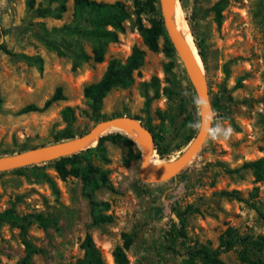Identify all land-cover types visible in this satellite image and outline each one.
Wrapping results in <instances>:
<instances>
[{"label": "rangeland", "instance_id": "1", "mask_svg": "<svg viewBox=\"0 0 264 264\" xmlns=\"http://www.w3.org/2000/svg\"><path fill=\"white\" fill-rule=\"evenodd\" d=\"M95 1L119 2L129 16L121 24L117 42L106 45L103 62L98 64L90 59L96 41L82 34L92 28L91 13L75 14L71 0L61 13L51 0H0V29L8 30L0 43L11 54L0 51V156L66 143L56 142L65 130L59 112L66 106L74 112L73 139L87 132L96 121L82 88L99 79L109 59L123 62L133 46L144 51L142 66L129 87L112 89L104 97L100 120L127 116L149 123L164 152L159 159L152 151L160 161L175 159L191 143L198 128L190 125L199 124L198 104L196 98L191 104L186 91V74L163 29L159 0L153 10L145 0ZM216 1L177 2L202 55L199 60L212 106L210 127L219 121L231 127L230 137L213 140L208 132L184 168L154 182L141 178L139 156L130 160L122 142L96 146L93 141L75 153L82 160L73 166L89 163L106 173L111 190L100 187L91 197L105 204L97 212L110 221L97 225L91 223V208L79 178L61 181L49 162L21 172H0V211L12 208L23 227L0 228V264H72L82 256L79 245L85 234L103 264H113L110 253L122 244L123 235L131 240L125 251L127 264H183L188 248H215L227 227L240 236H260L259 254L264 258V182H254L248 170L232 171L264 155V0H224L219 23L211 11ZM37 9L48 12L38 17ZM136 17L144 26L161 21L157 52L142 45ZM165 46L171 47L170 54L163 51ZM57 87L63 100L40 113H18L28 104L40 107ZM109 133L113 132L105 134ZM174 204L179 211L187 206L190 211L185 216V236L170 244L164 232L176 222L170 213ZM35 215L42 216L45 228ZM24 242L32 250L28 259ZM240 249L236 245L219 258L226 264H240Z\"/></svg>", "mask_w": 264, "mask_h": 264}, {"label": "trees", "instance_id": "2", "mask_svg": "<svg viewBox=\"0 0 264 264\" xmlns=\"http://www.w3.org/2000/svg\"><path fill=\"white\" fill-rule=\"evenodd\" d=\"M51 1L56 3V9L59 13H61L65 10V4L68 0ZM71 1L72 9L75 14H79L83 11L91 13L93 17L92 28L88 31H84L82 34L85 37L96 41L95 46L91 48L90 59L92 62L96 64L103 62L106 45L108 43L117 42L118 32L121 30V24L126 19H128V14L124 11L119 2H113L109 4L96 2L95 0ZM156 1L158 0H145V6L148 7L149 10H153V4ZM223 3L224 0H218L211 6V11H213L217 23L220 21V12L222 10ZM47 12L48 10L44 9L36 10L38 17H43ZM135 25L138 36L140 37L142 45L146 48V50L149 52H157L159 49L157 41L161 34V21L152 23L149 26H144L141 24L139 18L136 17ZM7 32L8 30L6 29H0V36L4 37ZM163 49L165 53L170 54L172 52L170 46H165ZM0 51L6 55H11L3 43H0ZM197 54L200 60H202V55L200 52ZM143 57L144 51L142 49L136 46L131 47L128 56L123 62L113 58L109 59L106 62L104 71L99 79L95 82L85 85L82 88V97L85 101L86 107L96 122L101 121V116L99 113L104 97L112 89H125L132 84L134 75L142 66ZM185 87L186 91L188 92L191 104L193 105L195 95L188 80L185 81ZM61 100H63L61 89L57 87L53 91L52 95L46 99L40 107L33 104H28L22 107L18 113H40L45 111L52 103ZM59 116L62 122L65 124V130L61 132V135L57 138L56 142L73 139L74 135L70 130L71 124L74 122L73 109L66 106L60 110ZM132 118L139 120L136 117ZM142 125L145 126V128H147V130L152 135L153 150L160 159L164 152L159 149L156 144L157 135L154 133V128L149 123ZM83 134L84 133H81L79 136ZM131 140V138L123 133L117 134V132H113L100 136L97 139L96 146H100L104 141L110 142L112 144L120 141L126 147L129 159L136 160L139 156V152L132 142L133 140ZM19 153L22 152H16V154ZM81 160L82 159L78 156V154H73L67 157H61L56 160L49 161V163L53 165V170L61 181H64L68 176L79 178L82 188L86 190L87 193L86 198L91 208V223L93 225L109 222V216L102 215L97 212V208H104L105 204L95 202L91 197V192L97 190L100 187L111 190V186L109 185L106 178V173L92 167L89 163H86L82 167L73 166L75 162L81 163ZM67 165L70 166L67 168ZM28 167H34V165L13 169L12 171L21 172ZM241 169L250 171L254 182H264V155L254 160L245 161L238 168L233 169L232 171L236 172ZM47 182L49 186L53 188V183L50 180H47ZM189 211V206L185 207L182 211H179L175 204L171 206L170 213L175 217L176 222L172 221L168 227V230L164 232L165 241L173 244L177 238H183L185 236L184 222L185 216ZM34 219L42 228L46 227L44 219L41 215H35ZM19 221L20 220L18 216L15 215L12 208L0 211V228L4 225H7L11 228L23 230V227ZM262 240L263 239L260 236L255 239L250 236H240L235 232L234 229L227 227L218 236L217 245L215 248L211 249L206 245L188 248L184 253L185 258L183 260V264H226L219 258L220 253L226 252L236 245L241 247V249L237 252V258L240 264H264V258H262L259 254L262 248ZM130 241L131 240L129 236L123 235L122 244L113 248L110 253L113 264H127L125 251L128 249ZM23 244L26 251L25 259H28L32 253V250L26 242ZM79 247L82 251V256L72 264H103V259L99 251L93 245L91 237L88 234L84 235Z\"/></svg>", "mask_w": 264, "mask_h": 264}, {"label": "water", "instance_id": "3", "mask_svg": "<svg viewBox=\"0 0 264 264\" xmlns=\"http://www.w3.org/2000/svg\"><path fill=\"white\" fill-rule=\"evenodd\" d=\"M177 1L178 0H159V3L163 29L173 51L183 66L186 78L195 95L199 110L198 125H200V127L197 129V132L189 146L183 152L171 161L151 159L149 154L153 151V138L150 132L140 121L127 116H119L96 122L83 135L59 145L58 150L49 154L29 156L30 153L22 152L15 155L0 156V172L49 162L61 157L73 155L89 145L91 141H97L100 136L105 135V133L115 126H128L132 128L137 143H134L132 140L131 141L134 143L139 152L140 170L147 169L155 172H167L169 175L166 178H169L184 168L198 153L209 132L212 109L203 74L201 73L199 67H197L187 55L176 33L170 27L171 14L173 12L175 2ZM145 181L154 182L150 180Z\"/></svg>", "mask_w": 264, "mask_h": 264}, {"label": "bare ground", "instance_id": "4", "mask_svg": "<svg viewBox=\"0 0 264 264\" xmlns=\"http://www.w3.org/2000/svg\"><path fill=\"white\" fill-rule=\"evenodd\" d=\"M176 5H177V7H174L173 12L171 14L170 27L176 33V35L179 38V40L182 44V47L185 50V52L187 53V55L190 57V59L193 61V63L197 67H199V69L202 73V68H201L199 56L197 54L196 48H195L193 41L191 39L189 29H188L186 22L182 16V10H181L180 4L178 2H176ZM108 132L123 133L137 143L135 134H134L131 127L115 126L112 129H110ZM92 142L93 141H91L90 144ZM58 149H59L58 146H53L52 148L46 147V148H42V149L38 150L37 152L30 153L29 156H35V155H40V154H49V153L54 152ZM149 157L151 159H156L152 152L149 154ZM168 175H169V173H167V172H155V171H150L147 169H142L140 172V176L142 179L150 180V181H158V180L166 178Z\"/></svg>", "mask_w": 264, "mask_h": 264}, {"label": "clouds", "instance_id": "5", "mask_svg": "<svg viewBox=\"0 0 264 264\" xmlns=\"http://www.w3.org/2000/svg\"><path fill=\"white\" fill-rule=\"evenodd\" d=\"M203 103L202 101H200ZM190 127L199 128L200 125L198 123L190 125ZM232 133L231 127H225L221 122H215L214 126L209 128V135L211 139L217 140V139H224L227 140Z\"/></svg>", "mask_w": 264, "mask_h": 264}]
</instances>
